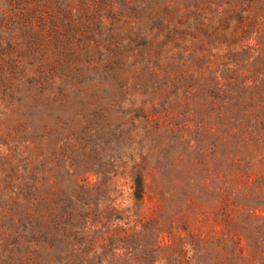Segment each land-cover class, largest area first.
I'll return each mask as SVG.
<instances>
[{
	"label": "rangeland",
	"instance_id": "rangeland-1",
	"mask_svg": "<svg viewBox=\"0 0 264 264\" xmlns=\"http://www.w3.org/2000/svg\"><path fill=\"white\" fill-rule=\"evenodd\" d=\"M0 264H264V0H0Z\"/></svg>",
	"mask_w": 264,
	"mask_h": 264
},
{
	"label": "trees",
	"instance_id": "trees-1",
	"mask_svg": "<svg viewBox=\"0 0 264 264\" xmlns=\"http://www.w3.org/2000/svg\"><path fill=\"white\" fill-rule=\"evenodd\" d=\"M140 182H141V181H140V180H138V183H139V184H140Z\"/></svg>",
	"mask_w": 264,
	"mask_h": 264
}]
</instances>
